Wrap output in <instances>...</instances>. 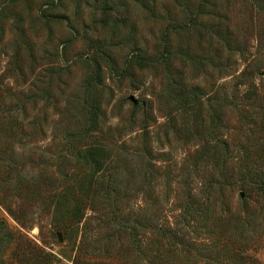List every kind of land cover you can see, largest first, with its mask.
Returning <instances> with one entry per match:
<instances>
[{
  "label": "rangeland",
  "instance_id": "rangeland-1",
  "mask_svg": "<svg viewBox=\"0 0 264 264\" xmlns=\"http://www.w3.org/2000/svg\"><path fill=\"white\" fill-rule=\"evenodd\" d=\"M202 1L0 0L4 264H264V0Z\"/></svg>",
  "mask_w": 264,
  "mask_h": 264
},
{
  "label": "trees",
  "instance_id": "trees-1",
  "mask_svg": "<svg viewBox=\"0 0 264 264\" xmlns=\"http://www.w3.org/2000/svg\"><path fill=\"white\" fill-rule=\"evenodd\" d=\"M213 6V0H203L202 3L199 6V9L202 11L201 14H208V11L206 12L205 10H207L209 7ZM149 8V7H148ZM170 35H171V28L170 29H165L164 31V40L165 42L163 43L164 47H162V49L160 50V52L157 54L158 57L156 59V57H154L153 61L149 60L150 63H157L158 61H160L159 63H161L162 65H164L167 69V75L168 77L171 76L172 73V69H171V64H172V49H171V45H170ZM144 61L148 62L147 59L144 58ZM245 93V97L247 98H251L250 94L247 92ZM177 94L180 95L181 99L183 100V108L185 109V111L187 113L191 112L192 109V105L194 104L195 100H196V96L198 94V92L193 89V88H187V87H180V89L177 91ZM24 101H27L24 97L22 99L17 98L16 100V109L18 108H22L24 106ZM225 102L226 105H230V106H235L237 104V101L232 100L231 98H228L226 96V98H224L223 100ZM219 118V117H218ZM222 120V118H220ZM212 121L209 122V128L206 131L208 136H212L214 134V128L216 126V120H215V116H212L211 118ZM208 146H204V150L201 152L202 156H200L201 160H205V158L209 157V154L212 150L217 151L218 147L215 145V143H213V139L212 141L208 142ZM211 143H213L211 145ZM257 173V172H256ZM259 178L261 179V188L262 191H264V172L260 173ZM219 181H221L219 184L221 186H223L225 183L219 179ZM217 181L214 178H208L207 179V183L205 184V189L204 194H205V198L204 201L206 203L210 202V195L211 194L210 190L213 189L216 185ZM216 188V187H215ZM108 191V190H107ZM220 191V190H219ZM105 196L106 198L112 197L114 194L111 192H105ZM189 201L187 203V205H185V210L182 216V219L184 221L185 224L191 222V220H195L197 221V223H199L200 221H204V220H208V213L205 211H202L201 209L198 208V204L200 203V201H198L196 194L194 195H190L189 196ZM220 200V199H219ZM152 219V218H151ZM154 220V219H153ZM116 222V218H115V214H113V216H111L109 218V223H115ZM140 223V221H139ZM118 227L125 228L126 230H131L132 231V235H135L136 232V227L135 226H131L129 227L128 224H124V223H115ZM192 225V224H191ZM153 226V223H152ZM196 226V225H194ZM146 227V226H145ZM155 228H153V230L158 234L161 235L164 238H170V239H174V238H179L182 237L183 239H185V236H178L176 232H174L172 230V228L170 227H164L163 225H154ZM150 228V227H149ZM189 229L191 227H188ZM192 232L196 233V227H193V229H191ZM128 232V231H127ZM184 232V231H183ZM202 232H198L197 235H200ZM241 233V232H240ZM243 234V233H242ZM186 235V233L184 234ZM11 236V231L8 228V226L4 223V221H0V247L3 246L4 242H6V239H9V237ZM181 238H179V241H177V244H183V242L185 240H183ZM134 240H137L136 238ZM138 241V240H137ZM140 242V239H139ZM190 247V246H189ZM189 247H187V250L189 249ZM1 256V255H0ZM198 257H203L205 255L203 254H198ZM231 262L230 263H235L236 259L234 256L230 257ZM0 264H4V262L0 259Z\"/></svg>",
  "mask_w": 264,
  "mask_h": 264
},
{
  "label": "water",
  "instance_id": "water-1",
  "mask_svg": "<svg viewBox=\"0 0 264 264\" xmlns=\"http://www.w3.org/2000/svg\"><path fill=\"white\" fill-rule=\"evenodd\" d=\"M131 100L135 103V104H137L138 103V101L135 99V97L134 96H131Z\"/></svg>",
  "mask_w": 264,
  "mask_h": 264
}]
</instances>
